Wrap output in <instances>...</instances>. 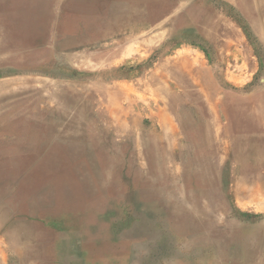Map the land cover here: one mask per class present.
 I'll return each mask as SVG.
<instances>
[{
	"label": "rangeland",
	"instance_id": "obj_1",
	"mask_svg": "<svg viewBox=\"0 0 264 264\" xmlns=\"http://www.w3.org/2000/svg\"><path fill=\"white\" fill-rule=\"evenodd\" d=\"M0 264H264V0H0Z\"/></svg>",
	"mask_w": 264,
	"mask_h": 264
},
{
	"label": "bare ground",
	"instance_id": "obj_2",
	"mask_svg": "<svg viewBox=\"0 0 264 264\" xmlns=\"http://www.w3.org/2000/svg\"><path fill=\"white\" fill-rule=\"evenodd\" d=\"M243 109V108H242ZM250 191V190H249ZM248 193V192H247Z\"/></svg>",
	"mask_w": 264,
	"mask_h": 264
}]
</instances>
